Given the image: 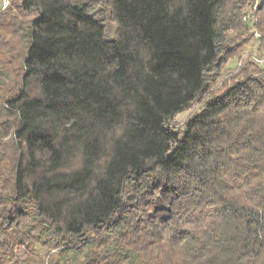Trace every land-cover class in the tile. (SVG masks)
I'll return each mask as SVG.
<instances>
[{"label":"trees","instance_id":"1","mask_svg":"<svg viewBox=\"0 0 264 264\" xmlns=\"http://www.w3.org/2000/svg\"><path fill=\"white\" fill-rule=\"evenodd\" d=\"M246 2L0 12V52L17 60L0 64V264H264V70L204 97ZM254 17L264 45V0Z\"/></svg>","mask_w":264,"mask_h":264},{"label":"rangeland","instance_id":"2","mask_svg":"<svg viewBox=\"0 0 264 264\" xmlns=\"http://www.w3.org/2000/svg\"><path fill=\"white\" fill-rule=\"evenodd\" d=\"M20 0H0V12L9 8H17V4ZM262 0H247L246 4L241 9L243 13V21L235 24L234 28L228 31L231 36L234 37V43L236 49L234 53L225 59L219 68V73L215 80L210 84V93L204 96L208 97L211 93H215L221 90L226 84L230 83L233 76H241L243 68L247 66V69L256 68L257 70H264V45H262L260 36L261 32L257 29L254 17L255 11L258 9L259 4ZM15 6V7H14ZM245 14H249V18H244ZM17 22H23L30 20L37 15L35 10L33 11H16ZM108 34L113 35L115 31V24L111 21L108 22ZM7 30H11L9 25ZM0 35L5 36V32L0 30ZM6 39L10 40V43L15 44V48L19 45L18 36L12 37V35L6 36ZM11 54L6 47L2 48L0 52V64L4 67L11 69L17 65V60L10 57ZM201 101H196L190 108H187L177 113L170 121V126L179 128L184 123L185 119L200 106ZM38 252L43 255L45 249L41 248L38 244L36 245ZM18 258L22 259L26 257V253L22 247H18L15 251ZM69 256H74V253L70 252ZM58 261L63 262L64 256L57 255L55 257Z\"/></svg>","mask_w":264,"mask_h":264},{"label":"built area","instance_id":"3","mask_svg":"<svg viewBox=\"0 0 264 264\" xmlns=\"http://www.w3.org/2000/svg\"><path fill=\"white\" fill-rule=\"evenodd\" d=\"M244 18H249V14H245L244 15Z\"/></svg>","mask_w":264,"mask_h":264}]
</instances>
